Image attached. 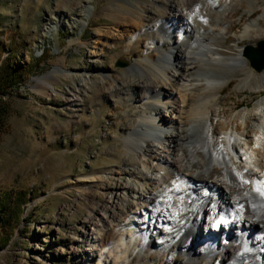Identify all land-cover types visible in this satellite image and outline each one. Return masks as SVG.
Listing matches in <instances>:
<instances>
[{
	"label": "bare ground",
	"instance_id": "6f19581e",
	"mask_svg": "<svg viewBox=\"0 0 264 264\" xmlns=\"http://www.w3.org/2000/svg\"><path fill=\"white\" fill-rule=\"evenodd\" d=\"M151 1L141 13L106 7L113 30L99 27L93 37L91 56L116 47L111 61L123 52L134 61L128 73L99 72L97 91L105 94L98 100L130 102L140 115L126 128L128 162L116 168L122 183L84 233L88 253L97 252L98 264H171L178 254L181 264H264V104L226 120L217 110L237 74L245 75L233 85L237 92L264 84V70L258 78L242 48L217 42L240 0ZM256 2L246 0L248 15ZM85 9L89 19L94 8ZM77 22L84 28L85 20ZM260 31L251 20L237 38ZM257 53L264 58V46ZM146 55L149 66L136 63ZM53 73L72 75L56 67L35 81ZM112 169L81 176L82 190Z\"/></svg>",
	"mask_w": 264,
	"mask_h": 264
},
{
	"label": "rangeland",
	"instance_id": "374dc122",
	"mask_svg": "<svg viewBox=\"0 0 264 264\" xmlns=\"http://www.w3.org/2000/svg\"><path fill=\"white\" fill-rule=\"evenodd\" d=\"M245 2L228 10L225 21L233 26L219 45L234 50L264 39V0H257L252 15L244 11ZM111 5L135 13L154 6L151 0H0V64L12 51L16 61L32 67L20 84L0 95V264H98L84 233H90V219L102 215L100 209L122 183L116 171L128 162L126 128L140 115L130 102L111 96L98 100L105 94L97 91L99 72L128 73L134 63L127 52L111 61L116 47L90 54L96 29L113 30L103 13ZM85 6L94 8L89 19ZM257 19L260 34L238 39L244 25ZM78 20L86 21L84 28ZM146 57L136 63L146 67ZM56 67L72 75L53 73L35 81ZM251 70L258 78L263 73ZM244 77L237 74L223 89L219 120L264 104V84L234 90ZM88 96L91 102L82 107ZM110 165L112 170L95 176L98 183L82 190L86 179L81 176ZM182 257L171 264H181Z\"/></svg>",
	"mask_w": 264,
	"mask_h": 264
},
{
	"label": "trees",
	"instance_id": "16d2710c",
	"mask_svg": "<svg viewBox=\"0 0 264 264\" xmlns=\"http://www.w3.org/2000/svg\"><path fill=\"white\" fill-rule=\"evenodd\" d=\"M16 58V53L10 51L0 64V95L4 94L6 90L16 87L23 81L24 77L31 73V65L23 66L16 61Z\"/></svg>",
	"mask_w": 264,
	"mask_h": 264
},
{
	"label": "water",
	"instance_id": "95a60500",
	"mask_svg": "<svg viewBox=\"0 0 264 264\" xmlns=\"http://www.w3.org/2000/svg\"><path fill=\"white\" fill-rule=\"evenodd\" d=\"M264 46V39L259 40L254 46L246 44L243 47V57L249 62L250 67L257 73H260L264 70V58L257 53L259 48ZM119 66H126L124 62H120Z\"/></svg>",
	"mask_w": 264,
	"mask_h": 264
}]
</instances>
